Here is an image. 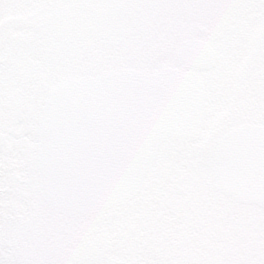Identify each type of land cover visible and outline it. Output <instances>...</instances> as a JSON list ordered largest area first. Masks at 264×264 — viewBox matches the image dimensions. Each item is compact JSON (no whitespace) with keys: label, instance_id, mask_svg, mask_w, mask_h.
I'll list each match as a JSON object with an SVG mask.
<instances>
[{"label":"snow or ice","instance_id":"1","mask_svg":"<svg viewBox=\"0 0 264 264\" xmlns=\"http://www.w3.org/2000/svg\"><path fill=\"white\" fill-rule=\"evenodd\" d=\"M0 264H264V0H0Z\"/></svg>","mask_w":264,"mask_h":264}]
</instances>
